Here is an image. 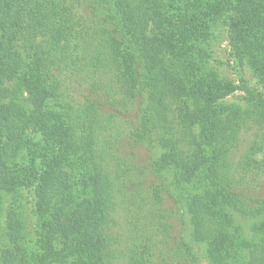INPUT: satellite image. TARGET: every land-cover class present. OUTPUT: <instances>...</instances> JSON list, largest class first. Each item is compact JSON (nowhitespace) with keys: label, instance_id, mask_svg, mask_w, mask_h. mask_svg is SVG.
Segmentation results:
<instances>
[{"label":"trees","instance_id":"trees-1","mask_svg":"<svg viewBox=\"0 0 264 264\" xmlns=\"http://www.w3.org/2000/svg\"><path fill=\"white\" fill-rule=\"evenodd\" d=\"M219 23L226 26L239 72L247 65L264 83V0H0V218L4 194L32 191L38 264H113L115 257L108 249L109 229L116 223L114 180L95 148V130L105 111L101 88L90 82L80 107L52 110L61 95L62 77L66 80L69 72L65 59L74 63L81 56L98 70L106 51L116 60L122 58L125 71L134 75L136 55L142 57L149 99L132 129L133 144L156 143L152 115L164 118L166 99L180 101L179 117L190 120L187 137L195 152L184 157L162 141L167 150L152 162V175L158 179L166 170L183 171L181 185L194 192L188 204L194 236L207 242L211 255L231 241L225 207L243 216L264 213V195L224 190L237 179L264 177V98L243 77L237 85L209 68L207 44ZM237 91L246 95L249 109L244 114L220 105ZM24 93L33 106L29 114L15 99ZM239 118L256 121L263 137L237 165V178L228 154L241 130L235 122ZM30 132L39 134L38 142L31 141ZM161 192V183L154 184L158 200ZM256 234V252L250 250V260L241 264L264 259V224ZM20 237L9 213L6 228L0 223V264H28ZM158 240L157 247L134 243L124 256L126 264L196 263L192 247L180 236L167 239L165 233Z\"/></svg>","mask_w":264,"mask_h":264},{"label":"rangeland","instance_id":"rangeland-1","mask_svg":"<svg viewBox=\"0 0 264 264\" xmlns=\"http://www.w3.org/2000/svg\"><path fill=\"white\" fill-rule=\"evenodd\" d=\"M78 13L80 15L83 11L79 9ZM45 44L48 49V44L46 42ZM207 45L210 55L208 66L220 79L239 85L243 77L251 90L264 98V83L258 80L249 66L246 65L239 72L231 56L225 25L219 23L213 27L212 37ZM109 54L106 51L102 54L100 64L97 66L98 70L81 56L79 57L81 59L74 63L65 59V64L69 65V72L66 80L62 77L61 95L54 102L52 110L63 113L69 111L71 106L80 107L84 101V93L89 92L90 82L101 88L99 99L104 100L102 109L105 111L100 116L101 127L95 130V148L102 167L111 172L114 180L116 208L113 215L116 223L109 229L111 245L108 248L109 252L114 250L113 264H126L124 256L134 243L137 245L148 243L154 246L165 233L167 239L180 236L192 247L196 257L195 264L247 263L251 258L249 251L256 252L254 248L259 243L256 228L264 224V213L259 216H243L232 208L225 207L222 214L229 222L227 223L225 219L227 225L225 231L231 241L216 256L210 254L207 242L196 241L193 216L188 205L189 196L194 192L191 186L187 188L181 185L180 176L183 171L180 168L166 170L160 172L161 177L158 179L152 175V162L167 150L162 148V141L173 144L184 157H191L194 154V144L187 137L190 134V120L183 121L179 117L181 103L178 99H166V117L152 115L157 125L156 132L152 135L156 143L133 144L129 139L132 129L146 112L149 99L144 83V61L139 54L136 55L133 75L125 71L122 58L116 60ZM83 64L86 65L79 68ZM108 95L110 99L105 97ZM245 96L244 92L237 91L221 100L220 105L231 106L244 114L249 109ZM15 99L28 114L33 110L26 93L17 95ZM251 121L244 122L242 118L235 121L237 128L241 130L237 140H234L228 160L232 165L231 172L237 178H239L235 171L237 165L242 161L247 150L256 142H260L263 137V132L256 121ZM28 136L32 142L39 140V134L30 132ZM206 156L210 160L212 149L206 151ZM73 177L75 184H78V173H74ZM223 182L220 181L221 184ZM156 183H161L165 190L161 192L162 200H158L154 195ZM229 187H232L233 192L263 196L264 177L258 180L253 176H247L245 180L237 179L231 186L225 185L224 190L231 191ZM2 203L0 218L2 227L6 228L8 214L12 213L18 224L21 236L19 245L26 261L28 264H38L37 259L41 250L32 207V191L22 188L13 194H4ZM156 247L151 249L156 252ZM119 257L120 260H117ZM256 264H264V259L258 257Z\"/></svg>","mask_w":264,"mask_h":264}]
</instances>
